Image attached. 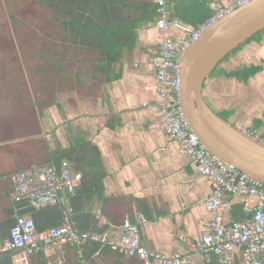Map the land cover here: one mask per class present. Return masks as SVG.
I'll list each match as a JSON object with an SVG mask.
<instances>
[{
    "label": "crops",
    "instance_id": "crops-1",
    "mask_svg": "<svg viewBox=\"0 0 264 264\" xmlns=\"http://www.w3.org/2000/svg\"><path fill=\"white\" fill-rule=\"evenodd\" d=\"M234 1L218 2L221 5H232ZM166 8L170 15L172 4L169 0H166ZM143 32L145 43L148 42L153 51L158 41L156 29L153 26L145 30L142 26L137 33L138 41ZM181 37L182 34L173 33V38ZM259 41L248 45L252 48L244 62H240V68H231L235 63V54L228 60L227 66L230 69L215 74L213 72L205 80L202 93L206 103L228 123L255 131L264 137L261 108L247 104V100L250 102L254 98L255 90L244 93L248 83L258 88V74L250 76L246 81L228 75L249 68L244 66L254 65L255 62L256 66L264 70L262 59L259 57L258 64L255 57L262 46ZM136 46L133 52L137 50ZM145 62L143 56L133 59L125 57L121 77L106 85L101 96L81 97L72 93L62 112L57 107H51V116L58 118L55 125L57 130L63 129L64 137L67 132L81 130L84 139L100 152L103 178L96 189L91 185L92 172L77 171L70 166L82 175L74 201H71L74 202L72 218L77 228L105 234L117 240L123 219L135 220L143 215L147 221L141 226V242L149 250L167 255L177 248L188 249L178 240L177 235L194 242L199 240L204 231L202 223L209 217L203 201L210 194L211 187L208 179L198 173L179 144L169 138L160 115L147 107L156 104V83L155 68L153 72H147ZM83 80L89 84L88 76L85 75ZM63 119L66 120L65 124ZM39 137L46 136H35ZM64 137L57 139L63 147L66 146ZM47 140L52 148L54 143L49 138ZM10 191L9 177H1L0 243L8 238L14 213L18 211L19 215L23 214L20 209L16 210L18 207L12 202ZM227 200L229 207L223 212L225 221H240L238 218L244 215L242 200L236 197H228ZM49 208L59 212L57 207L44 209ZM44 209L37 210L35 225L36 228H42L38 230L50 228L54 221H60L59 217L54 218ZM14 256L15 253H11L10 257L9 254L0 255V264H21L15 261ZM197 260L199 264H205L199 258ZM27 264L142 263L106 248H102L99 253H91L87 245H63L32 255ZM210 264L217 263L213 261Z\"/></svg>",
    "mask_w": 264,
    "mask_h": 264
},
{
    "label": "trees",
    "instance_id": "trees-1",
    "mask_svg": "<svg viewBox=\"0 0 264 264\" xmlns=\"http://www.w3.org/2000/svg\"><path fill=\"white\" fill-rule=\"evenodd\" d=\"M169 2L172 4L170 17L188 29H196L213 14L208 0ZM28 4L46 11L56 26L55 39L32 26L35 18L27 9ZM156 11L153 0H0V108L14 105L27 116L24 122L27 128L19 124L22 131L18 126V133L0 136V178L10 177L32 163L58 167L66 161L77 171L92 172L91 185L95 189L100 186L103 178L100 152L84 139L83 131L67 132L65 147L55 141L50 148L46 138H35L41 134L40 120L45 110L56 106L59 92L72 91L81 97L101 96L106 85L121 77L125 56L135 49L138 30L153 24ZM31 39L35 42L28 45ZM260 70L261 66H252L228 75L246 81ZM67 75L69 80L65 81ZM85 75L89 84L83 80ZM13 115L8 111V120ZM71 205L74 210V202ZM43 211L60 218L57 209ZM21 212L29 213L36 223L38 211L25 208ZM243 218L244 215L238 219ZM59 225L60 221H54L49 227ZM85 245L91 253L102 249L95 243ZM7 254L10 257L11 253Z\"/></svg>",
    "mask_w": 264,
    "mask_h": 264
},
{
    "label": "built area",
    "instance_id": "built-area-1",
    "mask_svg": "<svg viewBox=\"0 0 264 264\" xmlns=\"http://www.w3.org/2000/svg\"><path fill=\"white\" fill-rule=\"evenodd\" d=\"M251 0H235L232 5L218 6L209 1L212 16L196 29H188L182 22L172 19L166 8V0H157V16L153 26L157 32L156 58L154 62L156 104L147 105L157 112L172 141L179 144L190 158L198 173L210 183V194L203 204L209 217L202 223L203 233L197 242L177 235L187 250L177 248L172 253L149 250L140 238L141 226L146 218L123 219L117 240L105 234L83 231L73 221L71 199L81 183L82 175L63 161L54 164L32 163L27 168L10 175V198L19 206L16 210L30 208L33 211L57 207L60 225L38 230L29 213H14L8 238L0 243V255L15 253V261L27 264L36 253L50 251L63 245L82 246L95 243L102 248L133 257L142 264H264V182L240 172L215 157L193 132L180 107V62L184 50L216 20L229 14ZM173 33L182 37L173 38ZM243 135L264 145V137L255 131L236 127ZM228 197L242 200L244 219L226 222L223 212L228 209Z\"/></svg>",
    "mask_w": 264,
    "mask_h": 264
},
{
    "label": "water",
    "instance_id": "water-1",
    "mask_svg": "<svg viewBox=\"0 0 264 264\" xmlns=\"http://www.w3.org/2000/svg\"><path fill=\"white\" fill-rule=\"evenodd\" d=\"M262 31L264 0H251L207 26L182 54L178 99L191 129L215 157L264 182V145L213 111L202 93L220 61Z\"/></svg>",
    "mask_w": 264,
    "mask_h": 264
},
{
    "label": "rangeland",
    "instance_id": "rangeland-1",
    "mask_svg": "<svg viewBox=\"0 0 264 264\" xmlns=\"http://www.w3.org/2000/svg\"><path fill=\"white\" fill-rule=\"evenodd\" d=\"M214 1V0H213ZM219 0H215L214 2L219 6H228V5H221L219 2ZM27 9L31 11V13H33L34 15V21L32 22V26L35 27L36 30H38V32H44L48 35H50L51 39H55L56 38V26L55 23L49 19L46 16V11H44L41 7H36L34 4H28L27 5ZM1 27V25H0ZM152 28V25L149 26H144V29L146 30V28ZM144 32L141 34V40L138 41V35H137V45L136 46V51L129 54L128 56H125L128 59H133V57H139L141 58L142 56L144 58H146V70L147 72H153L154 69V62H155V58L153 55H155V49L152 51L151 47H149V43L146 42L143 39L144 37ZM257 40L261 43V48L259 50V52L255 55L258 64L260 63L259 60L262 59V61L264 62V31L260 32L258 34V36L256 38H254L253 40L249 41L246 44H243L239 47V49L237 51H235L234 53H230L226 58H224L222 61H220V63L216 66V68L214 69V74L218 71H222L223 69L228 70L230 69L227 66L228 60L231 59L235 54V63H233L231 66V68H240V65L242 63L240 62H244V60L246 59L245 56H247L248 51L250 48H252L251 46H248L250 44H252L253 42H257ZM32 42H35L34 39H31L30 41H27L28 45H31ZM41 45V44H40ZM43 46V44L41 45ZM42 48V47H41ZM260 57V59H259ZM132 62V61H131ZM144 63V62H143ZM254 63V62H253ZM256 62L254 63V65H246L245 67H252V66H256L255 65ZM239 66V67H238ZM238 70V69H237ZM263 68H261V70L259 72H257L258 76H257V81H258V88H254L252 86H250V84L248 83V86L245 87L244 93L246 94L247 92L251 91L252 89L255 90V92H253L254 98L247 100V104L250 105H258L259 108H261V114L264 118V70ZM261 73V74H259ZM253 76V75H252ZM65 81L69 80L68 75L64 76ZM252 83V82H250ZM72 91H62L57 93L56 96V101L57 104L56 106L52 107V109H55V107L58 108V110L60 112H62V108L66 107V103H67V99L72 95ZM243 93V92H242ZM75 94V93H74ZM51 108H48L47 110H45L44 112V117L40 120V131L42 135H45L46 139H51L53 143H55V141H57L58 138L60 137H64L63 136V129H58L56 128L55 125V121L58 119L57 117H52L51 114ZM8 111L11 113H13L14 115L12 116V119L8 120L9 116L8 115ZM23 109L16 107L14 105H9V106H4L2 108H0V136L9 134V135H13L15 133H18V126H19V130L22 131V128L20 127V125H22V127L27 128V123L25 122V115L23 114ZM2 113V114H1ZM63 124H65L66 120L63 119L62 120ZM20 124V125H19ZM13 125L14 127L11 129H8L6 127ZM4 128H6L4 130ZM27 131V129H26ZM59 131V132H58ZM54 136V137H53ZM49 141V140H48ZM58 142V141H57Z\"/></svg>",
    "mask_w": 264,
    "mask_h": 264
}]
</instances>
